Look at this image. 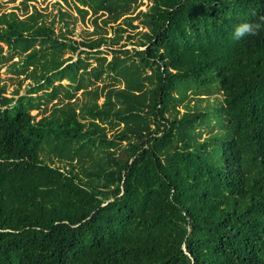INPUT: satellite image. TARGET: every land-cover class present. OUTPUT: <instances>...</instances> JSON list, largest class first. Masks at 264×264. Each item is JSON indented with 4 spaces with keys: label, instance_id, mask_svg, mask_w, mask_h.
Here are the masks:
<instances>
[{
    "label": "trees",
    "instance_id": "obj_1",
    "mask_svg": "<svg viewBox=\"0 0 264 264\" xmlns=\"http://www.w3.org/2000/svg\"><path fill=\"white\" fill-rule=\"evenodd\" d=\"M38 1L0 13V264H264V0L56 1L81 41Z\"/></svg>",
    "mask_w": 264,
    "mask_h": 264
},
{
    "label": "rangeland",
    "instance_id": "obj_2",
    "mask_svg": "<svg viewBox=\"0 0 264 264\" xmlns=\"http://www.w3.org/2000/svg\"><path fill=\"white\" fill-rule=\"evenodd\" d=\"M22 0H15L13 1H7L6 3H3L2 9L0 10L1 12H11L13 10L17 11L20 15H23L24 10L20 9L22 8L20 6ZM58 0H46L44 2L42 1H38L36 3L34 2H30L29 3V7L27 9V12L30 13L31 12V5H35L39 10H42L44 13L47 14V20L50 21L52 19V17L54 15H56V12L58 10V8H61L63 11L68 12L70 15H72V17L75 19L74 20V25L72 27V34L69 35L70 38L76 40V41H81L84 39H87L90 37V33L93 31V25L91 24V20L90 17L91 15H87L84 19V22L81 20V18L79 17V15L76 13L75 9L73 8L72 4H64L63 2H59V5H56L55 2ZM143 6L140 7V9H142L143 11L146 10V0H143ZM134 24H138L137 22H134ZM61 24L57 22H55V32L57 33L60 29ZM138 30H140V28H138ZM113 35L112 32H109L108 36ZM125 37V36H124ZM136 41V40H133ZM130 42L128 43V46L126 49H131L133 46L132 44L134 42ZM125 41H123L122 43H124ZM7 48L4 47V51L6 52ZM68 54L65 55V57H67ZM111 58L110 55L107 56V60L109 61ZM17 57H15L13 59V61H17ZM96 63H93V66H95ZM8 66L3 67L0 70V80L7 85V92L9 93L12 89L15 88L16 82L17 80L22 79V76H15L12 73L8 72L7 70ZM106 82H110L108 79L106 80ZM29 83L28 80L24 81L22 87L23 90L20 92V94L24 93V89L25 86ZM62 84H66V81H62ZM97 85H101V83H97ZM122 85H120L121 87ZM76 97L80 98L82 100V94L81 91H79L76 94ZM192 98V97H191ZM223 100V96H221L220 94H216V95H212V96H207V97H199V102L196 103L195 102V97H193L190 102L188 103V106L192 108V110L196 109H201L202 111H211L210 109L219 105L221 103V101ZM103 101L102 98H100L99 103H101ZM54 103V102H53ZM51 106V104H48L47 108H49ZM50 109V108H49ZM49 109L47 110V113L49 111ZM37 110L34 109L31 111L32 115H36ZM182 113V110L179 108V114ZM37 119H39V116L37 117ZM108 136H110V133L108 134ZM209 134H206L204 136L203 139L208 138Z\"/></svg>",
    "mask_w": 264,
    "mask_h": 264
},
{
    "label": "clouds",
    "instance_id": "obj_3",
    "mask_svg": "<svg viewBox=\"0 0 264 264\" xmlns=\"http://www.w3.org/2000/svg\"><path fill=\"white\" fill-rule=\"evenodd\" d=\"M264 31V17H261L256 23H241L235 27L233 38L240 40L246 36H258Z\"/></svg>",
    "mask_w": 264,
    "mask_h": 264
}]
</instances>
